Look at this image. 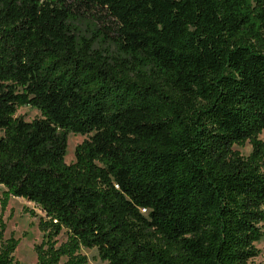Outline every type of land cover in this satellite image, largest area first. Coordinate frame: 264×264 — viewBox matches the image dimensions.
<instances>
[{
    "label": "trees",
    "instance_id": "16d2710c",
    "mask_svg": "<svg viewBox=\"0 0 264 264\" xmlns=\"http://www.w3.org/2000/svg\"><path fill=\"white\" fill-rule=\"evenodd\" d=\"M263 130L264 0H0V204L41 212L33 264H87L80 247L106 264H250ZM69 133L88 137L67 164ZM3 231L0 264H18Z\"/></svg>",
    "mask_w": 264,
    "mask_h": 264
},
{
    "label": "rangeland",
    "instance_id": "374dc122",
    "mask_svg": "<svg viewBox=\"0 0 264 264\" xmlns=\"http://www.w3.org/2000/svg\"><path fill=\"white\" fill-rule=\"evenodd\" d=\"M88 26L89 23L86 20H82L78 24L80 31L86 34H89ZM102 46L110 47L108 42H105ZM110 50H113V47H110ZM15 116L21 117L25 121H30L39 117L40 113L31 106H20L17 108ZM261 134L262 132L258 137L264 141V132ZM87 137L86 135L73 133L67 135L68 148L66 147L65 163L68 164L74 161L75 147ZM232 149L238 151L242 156H247L250 153L251 146L248 142H245L242 146L233 145ZM3 190V187L0 186V200ZM31 211H33L34 215H31ZM41 215V212L34 204L21 198L10 197L4 209H1L0 204V222L4 223L2 240L4 241L9 236H13L19 240L13 252L14 260L18 264H33L36 260L34 246L42 240V233L37 227ZM261 229L263 231V237L255 243L256 248L259 249V255L250 264L258 263L264 258V222L261 223ZM56 239L60 243L65 240V235L61 233ZM78 252L86 258L87 264H106V262L98 258L97 251L94 248L87 249L80 247Z\"/></svg>",
    "mask_w": 264,
    "mask_h": 264
},
{
    "label": "bare ground",
    "instance_id": "6f19581e",
    "mask_svg": "<svg viewBox=\"0 0 264 264\" xmlns=\"http://www.w3.org/2000/svg\"><path fill=\"white\" fill-rule=\"evenodd\" d=\"M263 132H264V130L262 131V134H263ZM262 134H261V135H262ZM67 148H68V147H67Z\"/></svg>",
    "mask_w": 264,
    "mask_h": 264
}]
</instances>
